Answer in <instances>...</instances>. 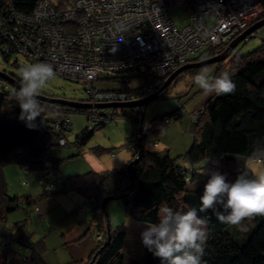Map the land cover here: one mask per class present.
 Returning <instances> with one entry per match:
<instances>
[{
    "label": "trees",
    "instance_id": "1",
    "mask_svg": "<svg viewBox=\"0 0 264 264\" xmlns=\"http://www.w3.org/2000/svg\"><path fill=\"white\" fill-rule=\"evenodd\" d=\"M42 1L44 0H0V50L6 61L17 54L30 62L15 49L14 41L10 40V32L16 25L15 23L11 24L12 14L30 18ZM52 1L57 10L66 11L73 8L78 0ZM261 18L264 19V13ZM5 27L9 29L10 33L6 37L3 35ZM14 34L17 33L14 31ZM250 39L252 36L245 41ZM227 47L228 45L213 47L202 54L196 62L216 57L222 54ZM237 48L228 59L221 63L216 74L218 76L225 71L228 72L236 85L235 92L221 96L215 95L205 104L200 119H192L194 144L185 155L176 159L171 157L170 151H151L147 149L146 144L157 145L156 140L151 141L150 137L152 135L157 137L159 130L164 125L178 119L180 116L177 115V112L156 118L149 126L145 125L149 128L147 137L138 138V131L143 127L144 115L132 116L130 111L134 109H122V114L117 111L118 108L111 109L110 113L113 112L115 120L95 128L90 118L92 108L71 109L38 99L42 108V118L38 117L35 126L30 128L19 119L21 109L14 96L18 89L0 78L1 226L6 224L9 217L16 211L26 209V207H35L37 203L30 195L23 198L8 195L4 176L5 167L15 164L27 174L32 171L49 170L48 162L52 160L50 151L52 147L57 146V139L64 135L67 145L69 144L67 138L72 133V113L86 112L89 126L76 137L77 145L80 147L87 145L95 132L107 125L117 123L119 118H124L135 126L133 136L127 141L133 139L137 146L132 150L128 148L132 153V160L121 169L106 172L89 171L70 179L63 178L64 181H61V178L57 179L55 187L61 185L63 189L60 188L56 191L53 190L54 187L47 190L49 193H43L40 196L42 200L47 199L52 195L62 194L67 189L76 191L84 199H93L86 215L90 211L93 212L91 225L93 226L95 223L97 229L101 230L102 240L97 244V248L85 264H161L160 259L146 247L142 256H137L134 253L136 258L132 257L134 256L133 251L131 254L126 248L127 227L123 225L115 230L111 229L106 209L108 202L104 204L107 199L123 200L127 217L136 223L145 225L159 222L158 212L162 206L179 212L195 208L198 216L208 220L207 239L204 244V254L201 257L202 264H264V216L245 220L239 226H231L220 223L211 211L199 212L200 196L204 184L210 178L206 175L209 169L212 166H218L219 171L226 174L229 181H234L239 171L244 170L245 160L250 154L254 142L257 140L264 142V42L253 52L247 54L236 52ZM200 69L186 71L175 80L185 73L194 76ZM8 76L20 84L19 78L13 75ZM133 77L132 74L109 76L102 82L115 84L117 86L115 89L102 90L99 85L95 89L98 93L108 95L130 93L134 89L125 79ZM86 92L88 100L85 105L92 106L89 103L90 97L87 88ZM163 94L160 96L161 98L164 97ZM40 97L56 99L43 93ZM135 97L140 98L139 100L144 99L139 93ZM63 113L70 114L71 128L66 134H59L54 131L53 125L56 122H61L59 116ZM106 152L108 150H96L98 156ZM181 159H184L187 165H181L179 162ZM60 163L61 161H55L52 164L56 173ZM228 165L234 166L235 169H227ZM25 167H28L29 172L24 169ZM39 178L43 179V186H41L44 191L49 182L45 183L44 178ZM195 184L198 185L191 188ZM21 200H24V203H20ZM87 205L88 203L84 202L80 207ZM36 208L38 207L36 206ZM27 223L28 220L15 223L10 233H6L8 236L10 235L11 240L5 249L0 247V264H45L43 251L46 248V243L44 239L34 241L33 233L27 230ZM67 264L84 263L72 261Z\"/></svg>",
    "mask_w": 264,
    "mask_h": 264
},
{
    "label": "built area",
    "instance_id": "2",
    "mask_svg": "<svg viewBox=\"0 0 264 264\" xmlns=\"http://www.w3.org/2000/svg\"><path fill=\"white\" fill-rule=\"evenodd\" d=\"M180 7L188 14L182 27L170 17V11ZM263 13L264 0H78L66 11L57 10L52 0H44L30 18L13 13L11 24L15 23V28L10 34L5 27L3 35L10 34L15 49L30 62L51 63L56 76L85 86L96 128L115 120L99 106L134 102L140 99L135 97L138 93L144 99L160 97L178 69L196 62L213 47L229 46L259 22ZM119 74L134 75L125 79L133 91L113 95L97 92L95 88L106 77ZM63 117L53 125L56 133L66 134L71 128L70 114L63 113ZM148 131L140 129L138 138ZM56 145L65 147L66 137L61 135ZM136 146L133 139L127 143L131 150ZM24 169L29 172L28 167ZM39 182L43 186V179ZM55 185L56 181L44 189ZM88 205L79 207L78 213L86 215ZM95 237L102 240L98 232ZM6 241L0 238V247L6 248Z\"/></svg>",
    "mask_w": 264,
    "mask_h": 264
},
{
    "label": "rangeland",
    "instance_id": "3",
    "mask_svg": "<svg viewBox=\"0 0 264 264\" xmlns=\"http://www.w3.org/2000/svg\"><path fill=\"white\" fill-rule=\"evenodd\" d=\"M170 17L178 27H182L188 22V14L186 10L181 7L173 8L170 11ZM211 24L212 22H210V25ZM263 42L264 26L252 35V39L243 42L237 48L236 52L240 54L253 52L261 46ZM26 64L31 63L23 56L17 54H14L6 61L0 50L1 73L4 72L20 79L18 75L19 69ZM220 67L221 63H217L207 68L209 69L210 75L215 77ZM192 78L193 75L185 73L167 87L164 91L163 98L158 97L146 107L136 108L132 111L128 110L130 114L135 117L144 115L143 127L140 128L141 130L144 128L146 129V126L151 125L156 118L174 112H177V115L180 116L178 119L164 125L162 129L159 130L157 137L153 135L150 137L151 141L156 140L157 145L152 146L147 143L146 147L148 150L157 152L170 151L171 157L176 159L179 156L185 155L194 144L195 139L192 131L193 121L191 116H196V114L200 112V114L195 117L199 120L203 114L205 104L212 97H215V94L205 95L203 91L193 83ZM116 87L115 84L108 82H101L99 84V88L102 90L115 89ZM42 93L52 98L70 100L83 104H86L88 100L86 88L83 85L76 81L62 79L59 76L52 78L42 90ZM111 109L115 108H109L107 110L110 112ZM122 109L123 108H118L117 111L122 114ZM59 117L62 121L63 115ZM71 119L72 133L69 134L67 138L69 144L65 147L54 146L51 148L50 157L52 160L48 162V167H50L49 170L32 171L27 174L22 168L15 164H9L5 167L4 176L8 195L11 197L18 196L20 198L30 195L33 201L39 202L40 196L43 193H49L46 189L43 191V187L39 182V177L44 178L45 183L49 182L47 185H50L57 179H70L88 173L89 171L106 172L119 170L132 160V153L127 148V140L133 136L135 130V126L132 122L124 118H119L117 119V123L107 125L103 129L95 132L88 144L80 147L75 141L76 137L89 126L86 112L72 113ZM147 135L148 134H145V137H147ZM97 149L108 150V152L98 156L96 153ZM55 161H61L57 173L52 168V164H54ZM179 162L181 165H187L184 159H181ZM94 165L96 168H94ZM230 166L228 165L226 168L235 169L234 166ZM212 170H219V167L212 166L209 171ZM196 185L198 184L191 186V188ZM60 188L63 189V187L59 185L53 190L57 191ZM44 200H49L52 203V214L45 217L40 208H36L38 212L36 213L33 206L20 209L9 217V221L6 224L2 226L0 224V238L7 240L6 242L10 244V235L8 236L7 234L10 233L13 225L28 220L27 230L33 233L34 241L37 242L44 239L46 243L43 256L48 264H66L72 262L73 256L70 251V246H74L75 244L70 243L74 238L70 229L75 224L80 226L82 224L81 220L84 221L85 226H91L93 212L90 211L87 215L83 216L78 213V208L86 202V204H89L88 208L90 209V204L93 200L84 199L83 196L76 191L67 189H65L62 194L52 195V197ZM20 203H24V200H21ZM106 209L112 230L123 225L127 227L128 240L126 248L131 254L133 251L134 256L132 257L135 259L136 255L142 256L145 247L142 243V239L140 240V238L135 235V232L137 231L136 234L140 232L139 236H141L145 224L136 223L127 217L123 200L118 199L109 201L106 205ZM40 215L45 218H41ZM135 226H140L141 228L136 230ZM97 228L98 227L94 223L88 232L93 240H95L96 244H98L99 241L96 240L95 234L98 232L102 235V233H100L101 230L99 231ZM3 249H5V247ZM85 263L86 262H84V264Z\"/></svg>",
    "mask_w": 264,
    "mask_h": 264
},
{
    "label": "clouds",
    "instance_id": "4",
    "mask_svg": "<svg viewBox=\"0 0 264 264\" xmlns=\"http://www.w3.org/2000/svg\"><path fill=\"white\" fill-rule=\"evenodd\" d=\"M20 88L14 93L21 109L19 119L34 127L42 118L39 97L47 83L56 76L54 66L37 62L20 67ZM193 83L205 95H227L235 92L236 85L228 72L211 76L207 67L193 76ZM210 178L200 196L199 212L211 211L217 220L226 225L239 226L245 220L264 216V142H254L250 154L234 181L219 170L206 173ZM159 222L149 224L141 233L142 243L161 264H202L204 244L207 239V218H201L197 209L186 212L173 211L162 206Z\"/></svg>",
    "mask_w": 264,
    "mask_h": 264
},
{
    "label": "water",
    "instance_id": "5",
    "mask_svg": "<svg viewBox=\"0 0 264 264\" xmlns=\"http://www.w3.org/2000/svg\"><path fill=\"white\" fill-rule=\"evenodd\" d=\"M264 26V19L260 20L259 22H257L256 24H254L253 26H251L249 29H247L243 34H241L239 37H237L234 41H232L229 46L227 47V49L220 55L213 57V58H209L206 60H203L201 62H196V63H191L188 65L183 66L182 68L178 69L166 82V84L164 85V90L167 89V87H169L172 82L178 77L180 76L182 73L189 71V70H193V69H200L203 67H208L211 66L213 64H217V63H222L224 62L226 59H228L231 54L233 53V51L245 40H247L250 36H252V34H254L255 32H257L260 28H262ZM0 78L5 80L6 82L10 83L11 85H13L16 89L19 90L20 88V84L14 80L13 78H11L8 75H5L4 73L0 72ZM158 98L157 95H152L142 101H137V102H131V103H123V104H107L104 106H99V107H103L106 109L109 108H129V109H135V108H141L144 106H147L149 103L155 101ZM37 99L50 103V104H58L60 106L63 107H68L71 109H89L91 108V106L85 105V104H81L75 101H66V100H61V99H49V98H45V97H37ZM111 199H107L104 204H106L107 202H109Z\"/></svg>",
    "mask_w": 264,
    "mask_h": 264
},
{
    "label": "crops",
    "instance_id": "6",
    "mask_svg": "<svg viewBox=\"0 0 264 264\" xmlns=\"http://www.w3.org/2000/svg\"><path fill=\"white\" fill-rule=\"evenodd\" d=\"M94 168H96L95 165H94ZM96 172H99V171H96ZM36 206L38 208H40L41 212H43L45 217L49 216L53 212L52 203L49 200L40 199L39 202L36 203ZM35 207H34V209H35ZM34 211L36 213H38L36 211V209ZM83 216H85V215H83ZM76 222H77V219H76ZM81 222H82V224L80 226L75 224L70 229V231L72 232L73 237H74L73 241L70 242V243H74L75 244L74 246H70V251L72 252L71 254L73 256V258H72L73 262H83L84 263V262L88 261V259L90 258L91 254L95 251V249L97 248V244H96L95 240H93L92 236L88 233L90 227L85 226L83 220H81ZM135 227H136V230L141 228L140 226H138V227L135 226ZM143 227H144V229H143V231H144L148 227V225L147 226L144 225ZM136 232H135V235L137 237H139L140 240H141L142 237L139 236L140 232L137 233V234H136ZM93 234H95V233H93ZM43 260H44L45 264H48L47 261L45 260V258ZM63 264H65V263H63Z\"/></svg>",
    "mask_w": 264,
    "mask_h": 264
}]
</instances>
